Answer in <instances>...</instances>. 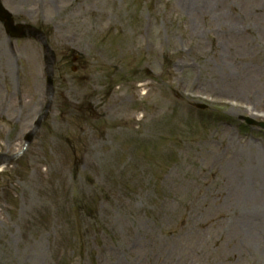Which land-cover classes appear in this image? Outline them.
<instances>
[{
    "label": "rangeland",
    "instance_id": "1",
    "mask_svg": "<svg viewBox=\"0 0 264 264\" xmlns=\"http://www.w3.org/2000/svg\"><path fill=\"white\" fill-rule=\"evenodd\" d=\"M2 4L0 264H264V0Z\"/></svg>",
    "mask_w": 264,
    "mask_h": 264
},
{
    "label": "water",
    "instance_id": "2",
    "mask_svg": "<svg viewBox=\"0 0 264 264\" xmlns=\"http://www.w3.org/2000/svg\"><path fill=\"white\" fill-rule=\"evenodd\" d=\"M0 18L3 19V20H6V26H7L8 28L12 29V28H11V22L9 21V19H8L7 17H4V16H3V14H2L1 11H0ZM248 122L250 123V121H248Z\"/></svg>",
    "mask_w": 264,
    "mask_h": 264
},
{
    "label": "bare ground",
    "instance_id": "3",
    "mask_svg": "<svg viewBox=\"0 0 264 264\" xmlns=\"http://www.w3.org/2000/svg\"><path fill=\"white\" fill-rule=\"evenodd\" d=\"M254 109V108H253Z\"/></svg>",
    "mask_w": 264,
    "mask_h": 264
}]
</instances>
